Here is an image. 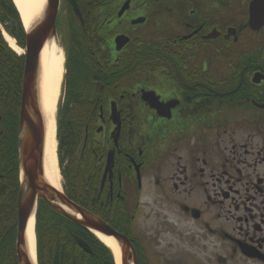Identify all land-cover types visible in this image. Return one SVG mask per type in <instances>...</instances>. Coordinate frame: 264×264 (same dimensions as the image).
I'll return each instance as SVG.
<instances>
[{
  "label": "flooded vegetation",
  "instance_id": "af4514ba",
  "mask_svg": "<svg viewBox=\"0 0 264 264\" xmlns=\"http://www.w3.org/2000/svg\"><path fill=\"white\" fill-rule=\"evenodd\" d=\"M74 1L58 0L51 38L63 105L83 113L81 137L57 148L59 191L76 169L96 209L109 203V222L94 215L126 238L120 264H264V0L256 20L254 0ZM25 55V30L20 44L0 11V264L33 262L18 239ZM40 202L61 215L36 197V264ZM73 238L84 262L116 264Z\"/></svg>",
  "mask_w": 264,
  "mask_h": 264
},
{
  "label": "water",
  "instance_id": "95a60500",
  "mask_svg": "<svg viewBox=\"0 0 264 264\" xmlns=\"http://www.w3.org/2000/svg\"><path fill=\"white\" fill-rule=\"evenodd\" d=\"M259 1L262 0H254L250 7L255 20L261 11L257 9ZM70 2L73 8L78 11L76 2L74 0H70ZM58 3V0H47L41 18L34 22L29 29L25 30L26 55L23 70L21 104L23 134L20 154L23 179L18 203V239L21 241V238L25 235L28 219L31 214H34L35 199L39 196L54 210L81 228L93 234L94 232H99L105 236L112 237L117 242L122 262H124L125 258L128 257L124 246L126 238L97 216L69 200L61 191L54 188L44 178L42 163L44 124L41 109L38 103H36L37 99L35 100V93L32 90V80L38 66L41 49L45 41L52 38L55 34V19L58 11ZM125 8L126 4L122 6L121 11ZM30 109H32L33 117H31ZM77 243L83 251L90 252L89 246L84 241L78 240ZM17 257L19 264H34L20 251Z\"/></svg>",
  "mask_w": 264,
  "mask_h": 264
},
{
  "label": "trees",
  "instance_id": "16d2710c",
  "mask_svg": "<svg viewBox=\"0 0 264 264\" xmlns=\"http://www.w3.org/2000/svg\"><path fill=\"white\" fill-rule=\"evenodd\" d=\"M0 11L4 15V18L8 19L12 25L15 23V38H17L20 44H23L24 29L12 0H0ZM15 57L20 59L19 70L21 71L22 57L16 55ZM67 102L70 103V98ZM67 104L66 102L64 105L61 103L57 113L58 155L61 154V150L65 145L73 146L74 141L79 139L83 132L82 124L78 123L83 113L68 110ZM59 160L62 163V155L59 157ZM63 175L65 178L64 192L66 196L89 212L93 214L98 213L102 219L109 222V203H106L100 210L96 209L95 201L97 194L88 190L90 186L83 182L84 178L82 176H78L76 169L63 170ZM16 193L17 180L15 175V196ZM36 234L39 264H92V261H83V258L91 259L93 256L80 252L73 236L86 240L93 251L97 250V248L102 250L103 254L99 257L107 256L109 251L92 233L55 213L44 202H40L36 212Z\"/></svg>",
  "mask_w": 264,
  "mask_h": 264
},
{
  "label": "bare ground",
  "instance_id": "6f19581e",
  "mask_svg": "<svg viewBox=\"0 0 264 264\" xmlns=\"http://www.w3.org/2000/svg\"><path fill=\"white\" fill-rule=\"evenodd\" d=\"M19 14L21 23L25 29H29L33 22L42 15L47 0H12ZM8 45L17 53L22 54L23 49L6 33L3 34ZM38 95L44 123L43 144V173L45 180L54 188L61 190V177L57 162L56 140V106L59 99L60 87L63 75V53L51 38L47 39L41 49L38 60ZM35 216L31 214L28 219L25 238L29 255L34 264L35 259ZM96 238L101 241L113 253L115 263L120 264V253L117 242L109 236L94 232Z\"/></svg>",
  "mask_w": 264,
  "mask_h": 264
},
{
  "label": "rangeland",
  "instance_id": "374dc122",
  "mask_svg": "<svg viewBox=\"0 0 264 264\" xmlns=\"http://www.w3.org/2000/svg\"><path fill=\"white\" fill-rule=\"evenodd\" d=\"M15 7V6H14ZM17 11V10H16ZM19 15V14H18ZM41 18V16H40ZM21 21V20H20ZM37 21V20H36ZM35 21V22H36ZM34 23V22H33ZM55 39H53L56 43V45L58 46V48L62 51L63 53V75H62V81H61V87H60V94H59V99H58V102H57V106H56V113H55V118L57 119V113H58V108L60 107L61 103L63 104V100H64V88H63V84H64V77L66 75V69H65V65H64V62H65V53H64V50L61 49V46L58 44V38L54 37ZM15 55L18 56V54L15 52ZM37 76H38V80H39V72L37 73ZM38 92V91H37ZM62 169L59 170V173ZM61 177V175H60ZM61 183H63V180L61 179Z\"/></svg>",
  "mask_w": 264,
  "mask_h": 264
}]
</instances>
